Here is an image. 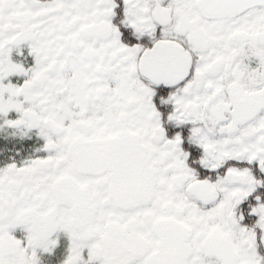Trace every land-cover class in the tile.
Masks as SVG:
<instances>
[{"label":"flooded vegetation","instance_id":"af4514ba","mask_svg":"<svg viewBox=\"0 0 264 264\" xmlns=\"http://www.w3.org/2000/svg\"><path fill=\"white\" fill-rule=\"evenodd\" d=\"M116 138L147 204L85 162ZM0 264H264V3L0 0Z\"/></svg>","mask_w":264,"mask_h":264},{"label":"water","instance_id":"95a60500","mask_svg":"<svg viewBox=\"0 0 264 264\" xmlns=\"http://www.w3.org/2000/svg\"><path fill=\"white\" fill-rule=\"evenodd\" d=\"M263 3L264 0H202L206 12L225 14H234L246 7ZM85 160L92 169L112 171L110 190L116 199V205L133 208L147 204L153 197L151 172L146 156L138 145L116 138L93 146L85 155Z\"/></svg>","mask_w":264,"mask_h":264}]
</instances>
